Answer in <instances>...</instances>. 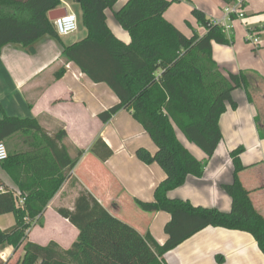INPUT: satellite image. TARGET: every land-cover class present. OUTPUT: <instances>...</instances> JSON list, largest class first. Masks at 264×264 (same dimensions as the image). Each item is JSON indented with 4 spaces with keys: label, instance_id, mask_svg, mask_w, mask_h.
Instances as JSON below:
<instances>
[{
    "label": "trees",
    "instance_id": "16d2710c",
    "mask_svg": "<svg viewBox=\"0 0 264 264\" xmlns=\"http://www.w3.org/2000/svg\"><path fill=\"white\" fill-rule=\"evenodd\" d=\"M117 1L74 0L86 36L64 46L48 17L50 10L60 6V0H0V52L7 44L26 47L50 36L62 45L60 59L73 62L92 82L106 84L118 97L119 102L101 112L99 118L107 122L125 109L155 143L154 153L140 147L135 154L146 164L158 163L165 178L154 188L153 201L137 200V204L147 212L170 214L164 226L167 239L159 244L149 233L140 234L111 215L85 189L78 192L73 209L57 208L79 231L69 249L54 242L41 246L23 239L24 211L31 216L42 213L83 151L74 149L73 154L69 153L63 129L49 134L36 118L4 116L0 119V142L6 144L7 138L19 134L26 145L23 152L13 153L6 146L7 158L0 162L21 193L27 194L25 210H20L14 191L0 186V215L11 213L15 220L8 228L0 229V250L10 245L16 249L8 264H165L163 256L167 251L209 226L250 233L264 254V215L254 206L250 191L239 178L245 168L240 162L242 145L230 151L232 182L221 185L231 199L229 211L194 206L187 199L167 195L188 175L202 176L222 139L219 118L227 103L233 109L237 106L232 92L243 88L248 101L253 100L249 91L251 72L235 73L219 67L212 56V44L228 45L231 41L223 27L213 24L202 10L193 7L191 14L205 29L203 35L193 31L187 37L165 19L164 11L182 0H126L113 13L130 36V42L124 43L106 22V11L113 10ZM222 1L230 4L235 0ZM63 73L64 67H60L55 77ZM254 120L259 137L264 139V104L257 108ZM177 129L204 152L206 159L198 160L190 153L178 139ZM89 149L102 161L112 153L100 137ZM19 247L21 254L17 255Z\"/></svg>",
    "mask_w": 264,
    "mask_h": 264
},
{
    "label": "crops",
    "instance_id": "0c3cea01",
    "mask_svg": "<svg viewBox=\"0 0 264 264\" xmlns=\"http://www.w3.org/2000/svg\"><path fill=\"white\" fill-rule=\"evenodd\" d=\"M69 1L60 0L58 8L71 11L73 6ZM125 2L118 0L113 10L106 11V22L116 38L129 43L128 32L118 25L113 14ZM226 5L222 0H182L173 2L163 15L187 37L193 31L203 35L206 31L192 16V8L202 10L211 20H218L224 18ZM242 11L244 17L234 18L226 33L231 43H213L212 56L223 70L251 72L249 91L253 100L248 101L243 88L232 92L237 106L233 109L226 104L218 122L222 139L202 176L188 175L181 186L167 195L187 199L194 206L229 211L231 199L221 185L232 182L230 151L242 145L240 162L245 168L239 172V178L250 191L254 206L264 215V139L259 137L254 120L257 108L264 104V0H243ZM78 28L69 33L73 34L71 37L62 35L61 44L68 46L82 40L86 30L83 26ZM248 36L257 42L248 40ZM247 42L252 44V50ZM61 44L46 35L26 47L7 44L0 52V119L4 116L36 118L49 134L59 129L66 132L65 144L70 154L74 149L83 151L70 176L38 215L41 224L29 230L28 240L41 246L54 242L62 249H69L79 231L57 208L73 209L78 192L85 189L111 215L163 244L167 239L164 226L170 214L147 212L137 204V200L153 201L154 188L165 178L158 163L146 164L135 154L140 147L154 153L155 143L125 109L107 122L100 120L99 114L117 104L118 97L106 84L92 82L73 62L60 59ZM60 67H64V73L58 78L55 72ZM98 137L112 151L105 161L89 149ZM177 137L195 158L206 159L195 144ZM6 143L12 153L23 152L26 147L19 134L7 138ZM0 186L20 191L1 163ZM0 221L4 222L0 229L8 228L14 224V215L2 214ZM163 261L165 264H264V254L250 233L209 226L167 251Z\"/></svg>",
    "mask_w": 264,
    "mask_h": 264
},
{
    "label": "built area",
    "instance_id": "2783aa9c",
    "mask_svg": "<svg viewBox=\"0 0 264 264\" xmlns=\"http://www.w3.org/2000/svg\"><path fill=\"white\" fill-rule=\"evenodd\" d=\"M242 2L243 0H235L233 3L227 4L224 7V11H225L224 18L218 20H212V23L221 25L223 27V31L225 33H228L231 29L230 22L233 20L231 18V15L234 14L235 18H239V19L244 17L242 11ZM78 21H79L78 16L74 12L67 11L66 14L53 20V23L58 34L62 36L75 31L78 26ZM248 40L254 43L257 42V39L253 38L252 36H248ZM6 158H7V148L3 142H0V162L5 160ZM0 190L2 191V188H0ZM14 251H16L14 248L11 249L10 251L6 250V248L0 250V264H8L12 256L14 255Z\"/></svg>",
    "mask_w": 264,
    "mask_h": 264
},
{
    "label": "rangeland",
    "instance_id": "374dc122",
    "mask_svg": "<svg viewBox=\"0 0 264 264\" xmlns=\"http://www.w3.org/2000/svg\"><path fill=\"white\" fill-rule=\"evenodd\" d=\"M70 2V4H72V6H73V8L72 7H70V10L72 11V12H74L76 15H78V17H79V6H78V4L77 3H75L73 0L71 1H69ZM71 6V5H70ZM79 27V28H78ZM80 27H82L81 26V24H80V22L78 21V26H77V28L78 29H81ZM73 34H69L68 36H65V37H71ZM248 43V45L249 46H251V50L253 49V47H252V44L250 43V42H247ZM176 133H177V135L179 136V137H182L184 140L186 139L185 138V136L177 129L176 130ZM187 141V140H186ZM6 143V142H5ZM5 146H7V143L5 144ZM8 147V146H7ZM6 147V148H7ZM10 148V147H9ZM9 148H8V150H9ZM25 195H27V194H23V193H21V191L20 192H17V191H14V199H15V203H16V206L18 207V209H20V210H25ZM24 213H26L24 216H23V219H22V221H23V223H24V225H25V227H24V235H25V237L23 238V239H28L27 238V233L29 232V230L33 227V226H36V225H38V214L37 215H33V216H31L30 214L28 215L27 213L28 212H26V211H24ZM4 224V222L3 221H0V226H2ZM8 249H13V246L12 245H10V246H8V247H6V250H8ZM16 250V249H15ZM14 253H15V251H14ZM21 254V250H20V247L17 249V255H20Z\"/></svg>",
    "mask_w": 264,
    "mask_h": 264
},
{
    "label": "water",
    "instance_id": "95a60500",
    "mask_svg": "<svg viewBox=\"0 0 264 264\" xmlns=\"http://www.w3.org/2000/svg\"><path fill=\"white\" fill-rule=\"evenodd\" d=\"M66 9L65 8H56V9H53V10H50L48 12V17L50 20H55L59 17H61L62 15L66 14Z\"/></svg>",
    "mask_w": 264,
    "mask_h": 264
}]
</instances>
